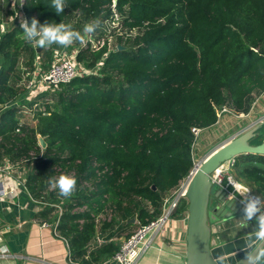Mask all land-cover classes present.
I'll list each match as a JSON object with an SVG mask.
<instances>
[{
    "label": "trees",
    "instance_id": "1",
    "mask_svg": "<svg viewBox=\"0 0 264 264\" xmlns=\"http://www.w3.org/2000/svg\"><path fill=\"white\" fill-rule=\"evenodd\" d=\"M61 3L57 14L54 0H25L29 27L33 18L37 30L62 24V33H72L67 44L79 48L76 61L101 67L39 94L36 127L22 123L16 132L19 109L7 105L20 93L21 61L30 67L38 55L48 62L54 46L36 53L22 28L7 31L0 39V163L35 160L26 188L47 204L37 217L52 225L58 219L71 262L102 264L119 250L113 239L132 229L130 220L157 218L163 199L191 172V129L213 126L223 106L247 113L250 96L264 91V0ZM86 24L94 31L85 32ZM263 136L253 140L259 145ZM262 157L245 155L252 163ZM69 173L76 186L65 198L53 185ZM239 173L264 196V169L250 165ZM50 205L61 207L60 218ZM186 211L183 203L175 214ZM103 233V243L92 245Z\"/></svg>",
    "mask_w": 264,
    "mask_h": 264
},
{
    "label": "crops",
    "instance_id": "2",
    "mask_svg": "<svg viewBox=\"0 0 264 264\" xmlns=\"http://www.w3.org/2000/svg\"><path fill=\"white\" fill-rule=\"evenodd\" d=\"M257 94L258 93H254L250 96L249 103ZM229 109L232 111L231 108ZM249 110L250 107L247 113L240 118L236 117L234 114L226 115L220 122L218 121L210 128L203 130V135L201 136L200 134V138L198 139V147H204V144L207 143L208 140L213 141L217 137L220 138L218 135L225 133L229 134V131L234 132L230 134V137L226 140L248 130L251 126L260 121V119L264 118V101L253 111L249 112ZM262 133L264 135V127L262 128ZM255 140L251 142L252 145H258ZM259 162L260 163L249 162L248 159L245 158V155H241V157L239 156L234 159V165L230 168L229 172L233 169L232 175H235L238 180H235L232 176L234 182L242 184L248 188L251 193L258 195L264 201V196L258 193L251 185L247 184L239 175L241 169L250 165L264 169V157H262ZM236 163L238 164V168L234 167ZM223 190L222 193L225 194V199L232 202L231 209L233 211L228 209L227 213H231L233 217L227 220L228 224L215 226L216 232L214 238L217 240L218 245L226 244L234 240L233 238H235L236 235L230 230L231 226H235L237 223L250 224L253 220L258 221L254 215L250 218L246 216L245 199L242 197L243 195L234 193V196H232L230 194L232 191L231 187L226 191L224 188ZM171 193L167 197H169ZM216 200L215 198L214 201ZM39 202L40 201L34 200L28 190L21 186H16V193L12 197L0 199V226L9 227V230H4L1 235L0 250L4 251L5 257L0 256V264H77L70 261L68 245L56 232L55 226L37 217L42 207L39 205ZM186 215V212L174 214L172 220L167 223L165 232L154 239L149 250H147L137 264H185L187 246ZM258 222L261 224L260 221ZM135 224H138L136 220L133 225L135 226ZM131 230L132 229L121 235V237L113 240L122 243L124 236L128 235ZM106 235L107 233H103V236L98 234L96 240L92 242V245L102 244ZM242 250L243 247L234 248L228 255H224L222 258L234 257L242 252ZM112 257L102 264H116L112 260Z\"/></svg>",
    "mask_w": 264,
    "mask_h": 264
},
{
    "label": "built area",
    "instance_id": "3",
    "mask_svg": "<svg viewBox=\"0 0 264 264\" xmlns=\"http://www.w3.org/2000/svg\"><path fill=\"white\" fill-rule=\"evenodd\" d=\"M7 3L6 6H3L4 3ZM25 0H0V39L1 37L10 29L15 27H20L22 20H26L25 13L23 10ZM6 7H8L6 9ZM117 18V16H115ZM21 28V27H20ZM41 30H37L40 32ZM35 37L31 39L32 41L38 39ZM86 38L82 45H85ZM33 45V44H32ZM34 47V46H33ZM76 57V56H75ZM76 59V58H75ZM52 63V62H51ZM2 58L0 55V70H1ZM22 64V63H21ZM20 64V66H21ZM31 69L29 71V66H21V80L24 83L25 96L30 97L45 93L50 88H57L60 85H66L71 82L76 76L82 74H77L76 67L74 62L69 59H62L59 61H54L48 69L40 70L41 68L37 65L34 66L32 62ZM88 75V74H87ZM20 80V81H21ZM20 86V83L18 84ZM254 94V93H253ZM15 99L12 104L7 105L15 106ZM25 99V98H24ZM264 101V91L259 92L253 97L250 102V111H253L260 103ZM35 109L38 106V103L35 101L32 102ZM230 107L223 106L217 109V122L229 114H234L236 117L240 118L244 116L245 113H237L234 110H230ZM264 124V118L260 119L255 125ZM22 125L18 126L16 132H19V129ZM250 127V128H251ZM203 130L198 128H192L191 132L194 136L192 151L195 150L197 146L198 139ZM25 161V160H23ZM22 161V162H23ZM21 163V162H19ZM234 165V160H230L223 164L219 169L216 170L214 175L211 177L213 183H216L220 187L227 190L229 187L232 188L231 195L234 196V193L243 195L245 199V207L247 208L249 203H254L256 208L255 213L253 214L258 221L262 223V218H264V201L258 195L251 193L249 190L247 192H237L233 186L234 180L231 174H229L230 168ZM219 171V172H218ZM26 174L27 171L20 168L17 163H11L8 160H4L0 163V199H6L7 197H12L16 193V186H21L24 189L26 188ZM192 175V170L186 178H184L177 187L172 191L169 197L163 199L161 214L148 222L145 225H139L128 237H126L123 242L120 244L119 250L113 255L112 260L116 264H137L142 256L149 250L154 239L165 232L166 225L172 220L173 215L176 210L185 203L187 206V200L185 197V192L189 179ZM68 176L74 177L73 173H69ZM38 203V202H36ZM39 205H47L46 203L39 202ZM56 208V214L60 218L62 214V209L59 205H50ZM187 214V211H186ZM187 216V215H186ZM58 219L54 226L56 227ZM5 231L9 230L8 226H0V242L1 235ZM0 256L5 257L4 251L0 250Z\"/></svg>",
    "mask_w": 264,
    "mask_h": 264
},
{
    "label": "water",
    "instance_id": "4",
    "mask_svg": "<svg viewBox=\"0 0 264 264\" xmlns=\"http://www.w3.org/2000/svg\"><path fill=\"white\" fill-rule=\"evenodd\" d=\"M117 49L122 50L123 47L117 46ZM40 51L41 49L37 50L38 53ZM263 127L264 124H259L232 137L193 165L185 192L187 200L185 264H249V261H252V264H264V259L258 255L264 253V240L256 235L261 227L256 220L250 224L237 223L231 226L230 230L236 235L234 240L226 244H217L214 238L215 226L228 224L227 220L233 217L231 213H227L232 207V202L225 199L223 188L211 180L217 169L241 155L264 156V138L259 145L251 144L252 140L260 135ZM38 142L44 150L46 143L40 135ZM152 189L155 190V187L152 186ZM129 223H135V219H131ZM242 247V252L234 257L222 258L234 248ZM253 257H255L254 261Z\"/></svg>",
    "mask_w": 264,
    "mask_h": 264
},
{
    "label": "rangeland",
    "instance_id": "5",
    "mask_svg": "<svg viewBox=\"0 0 264 264\" xmlns=\"http://www.w3.org/2000/svg\"><path fill=\"white\" fill-rule=\"evenodd\" d=\"M6 2L3 4V6H6ZM8 7H6L7 9ZM86 40L87 38H89V35L86 34ZM39 39V38H38ZM37 40V39H36ZM36 40L32 41V44L31 46L38 50V49H42L41 47H38L35 45L36 43ZM47 41H45V44H46V47H43L44 49H47L48 47L50 46H54V49L52 50V53L50 54V60L48 62H45L43 60H41V57L36 55L33 59V63H34V66H39L41 69L40 70H46L49 68V66L54 62V61H59V60H62V59H71L73 62H74V65L76 67V70H77V74H82V75H87V74H98L99 72V69L101 67V64H98L97 67H95L94 69H90V68H87V66L85 65V63H79L78 61H76V53L78 51L79 48L77 47H73L69 44H65V45H61L59 42H51L50 44L49 43H46ZM116 41L115 39H110L109 40V50H113L115 47H116ZM50 49V48H49ZM36 53H38L36 51ZM27 61V58L23 59L21 61V66L25 67V63ZM52 62V63H51ZM21 66H19V71L20 73H22V70H21ZM28 67V66H27ZM31 69H34V67L29 68V71ZM16 84H17V88L19 89V95H18V100H16V105L15 107L19 109V119L22 123H25V124H28L30 125L31 127H36L37 125V120L35 119V113L42 109L40 107V105L42 106V98H38V94L35 95V93H33L34 96H30V97H26L25 96V89H24V83L25 82H22L21 81H15ZM20 83V86L18 85ZM54 90H58V88H50L48 89L49 92H52ZM25 98V99H24ZM35 101L36 103H38V106L34 108V105L32 104V102ZM230 133L229 134H222V135H218L220 138H216L214 139L213 141H209L207 143L204 144V147L200 148L198 147L199 145L195 146V151H193V157H194V164H197L198 161H201L203 160L207 155H209L212 151H214L218 146L222 145L225 141H227L226 139H228L230 137V134H232L234 131H229ZM260 133H262V130H260ZM203 134L201 133V136ZM232 137V136H231ZM200 138V137H199ZM197 147V148H196ZM197 150V151H196ZM35 160H25V161H21L20 164H18V166L26 171L29 170L30 166L33 164ZM233 171V169H232ZM232 171L229 173L232 175ZM234 177L235 180H237V177H235V175H232ZM238 181V180H237ZM139 226V224H135V226L132 228V230L128 233V235H125L124 236V239L126 237H128L137 227ZM119 244L121 242H118Z\"/></svg>",
    "mask_w": 264,
    "mask_h": 264
},
{
    "label": "clouds",
    "instance_id": "6",
    "mask_svg": "<svg viewBox=\"0 0 264 264\" xmlns=\"http://www.w3.org/2000/svg\"><path fill=\"white\" fill-rule=\"evenodd\" d=\"M54 5L57 14L63 11V4L61 3V0H54ZM36 25L37 21L35 18L32 19L31 27H29L27 20H22V22L20 23V27L23 29V37L26 40H31L35 37H39V39L36 40L35 45L41 48L46 47L45 41H47L49 44L51 42H59L61 45H65L70 41V38L72 36V33H62L60 31V29L63 27L62 24L55 26L43 25L41 26L40 32H37ZM84 31L93 32V25L86 24L84 26ZM53 186L59 189V194L61 196L65 198L71 197L75 190L76 178L62 174L59 176L58 179H56L55 184ZM233 186L236 191L240 193L247 192L249 190L248 188L239 183H233ZM245 211L246 216L250 218L256 211L254 203H249ZM256 235L259 239L264 240V218H262L260 230L256 233ZM258 255L262 259H264V253H258ZM252 260L254 261L255 257H253ZM249 264H252V261H249Z\"/></svg>",
    "mask_w": 264,
    "mask_h": 264
}]
</instances>
